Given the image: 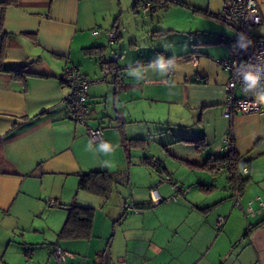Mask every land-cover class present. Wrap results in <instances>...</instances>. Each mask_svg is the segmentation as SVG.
Wrapping results in <instances>:
<instances>
[{"label": "crops", "instance_id": "obj_1", "mask_svg": "<svg viewBox=\"0 0 264 264\" xmlns=\"http://www.w3.org/2000/svg\"><path fill=\"white\" fill-rule=\"evenodd\" d=\"M171 1L169 8L180 6L198 22L190 25V31L194 30L197 37L203 34L197 42L191 39L183 46L181 58L196 57L192 67L205 65L218 54L222 44L227 55L235 31L232 34L217 18L222 0ZM256 1L262 21L255 31L264 36V0ZM122 8L128 15L139 12L135 0L124 4L120 0H19L16 6H0L4 63L7 68L22 67L25 71L17 77L0 70V264H264V211L258 210L259 201H264V114H237L232 120L223 115L228 75L222 68V77L212 76L201 67L200 73L181 77L171 65L164 70L158 67L162 55L151 59L122 58L129 68L121 76L118 60L122 52L114 53L115 66L111 68L106 51L121 38L117 14ZM95 29L98 33L92 34ZM109 29L116 30L113 43L107 40ZM160 53L166 55L163 50ZM200 54L205 59H199ZM174 58L168 56L164 60ZM155 59L159 61L142 63ZM66 66H76L89 78L99 80L88 89L90 113L86 123L102 128L108 152H103L101 145L88 136L85 126L67 117L68 87L59 79ZM105 69L110 70L106 82L102 81ZM130 72L137 75H129ZM139 88L141 97L136 95ZM165 91L171 96L164 99ZM135 100L145 106L135 105ZM152 101L167 103V119L175 114L183 121L180 114H187L185 119L190 123L178 124L180 132L166 139L160 116L157 121L144 118L152 109ZM146 102L149 106L145 113ZM134 117L146 122L148 135L158 134L157 141H153L162 150L168 151L167 143H174L193 144L197 152L201 151L192 159L171 156L198 173L193 177L186 171L179 176L181 182L195 178L197 187L175 184L177 187L173 188L176 180L170 178L171 182H160L159 171L168 177L175 174L168 170L166 160L145 155L144 163L150 165L152 157L158 161V171L153 169L158 180L150 182L153 179L149 177L144 183L131 185L127 205H150L152 209L140 207L130 219L124 218L131 228L120 229V237L117 231L114 236L102 235L104 223L101 233L95 235L93 223L89 239L59 238L57 233L67 217V208L59 204L89 206L91 201L102 200L78 190L80 174L103 170L115 182L127 178L130 183L133 149H143L146 143L145 138L127 135V131L133 132L129 127ZM151 126L158 128L152 131ZM227 133L233 136L240 160L249 165V181L241 192L242 208L233 204L235 189L228 182L225 167H200L207 161L215 165L217 157L227 154L223 143ZM123 135L143 140L140 147H130L129 158ZM205 147L209 151L203 155ZM218 173H225L224 184H218ZM157 184L163 198L176 192L177 199L181 196L180 202L148 204L150 189ZM201 184L210 189L202 190ZM243 209L255 213L245 216ZM110 212L106 217L116 216ZM218 217L225 219L220 227L216 224ZM54 244L68 253L59 263L53 254ZM27 247L33 250L28 259L24 255Z\"/></svg>", "mask_w": 264, "mask_h": 264}, {"label": "rangeland", "instance_id": "obj_2", "mask_svg": "<svg viewBox=\"0 0 264 264\" xmlns=\"http://www.w3.org/2000/svg\"><path fill=\"white\" fill-rule=\"evenodd\" d=\"M122 4L124 2L126 3L127 0H120ZM191 15L186 12V10L180 6H171L168 9H161L157 8L156 11L154 12V15L150 14H145L141 10L139 12L135 13V15H131L127 12L124 11V8L121 9V11L118 12L117 17L119 18L118 24L120 22V33H121V38L118 43H115L111 47H107L106 51V58L111 59L114 55V53L122 52L121 58L118 60L119 63V73L121 76H123L124 73H126V70H128L129 67H127V64L123 63L126 60H137L138 58H155V56H160L162 57H168V56H173L175 57L174 60H171V66L173 67L174 71L177 72L181 77L186 74V76L191 73V75L194 76V72L197 71L200 73L199 67L201 69H206L212 76H224V72L221 69L219 65L215 63V60L221 59L223 56L226 55L227 49L225 48V44H222V46L218 50V54L210 58V61L208 63H200L199 67H192L193 60H186L185 58H181V53L183 52V46L188 42L191 41V39L194 42H197L198 38H201L203 35L202 33H199L198 37L196 36L194 30L190 31V25L193 27L195 24L198 22L193 20V17H190ZM226 28L229 29V31L233 34V29H230L226 24L222 23L220 24ZM162 29L165 31H162L160 33L158 30ZM160 50H163L166 55H163L160 53ZM161 57V56H160ZM126 59L122 60L121 59ZM205 59V56L200 54L199 59ZM202 61V60H201ZM102 76H104L102 74ZM106 82V81H105ZM136 95L138 97H141V89L139 88V92L136 90ZM170 95V92L165 91V94H162V98H168ZM136 101V100H135ZM139 101H143V99H140ZM137 102L135 105H141L145 106L143 102ZM147 101V100H146ZM156 101H152V109L150 113H146L149 104H146V109L145 113L147 117L150 118L149 120H159V116L161 117V121L159 122L160 124L164 123L165 125V131L163 134L165 135V138H171V136L175 133L178 134L180 132L178 130L179 126L178 124H189V120H186L185 117H188L189 115H184L180 114V118H183V121L179 120V116L172 114L169 115V118L167 119L168 115L165 114V105L167 106V103L162 102L160 104L159 102L155 104ZM164 108V109H161ZM162 114V115H161ZM131 118V117H130ZM130 118H127L130 120ZM133 122H131V126L129 127L132 128L133 132L130 133V131H127V135L130 137H140V138H145L146 143H145V148L143 149H133L132 152V159H131V164H129V167L132 170V176L131 180L129 183V179L127 181V178H121L117 179L115 185L113 186V190L111 191L109 197L104 200L102 198L100 203H97L96 201H91L90 207L94 208L93 210L95 211L94 214V219L93 223H95V231L94 234L98 235V233H101V226L104 223V228L102 231V235L106 236H111L115 234V231H117V236L122 235L121 232L123 231H128L131 227L128 228V221L125 220L124 218L130 219L135 213L133 211H129L128 209H125V207L128 204V201L130 200V195H129V189L131 185H137L140 183H144L147 181L149 177H152L153 180L150 182H153L155 178L158 180V173L152 169V167L147 164L142 162L143 156H148V155H155L154 157L156 159H161L166 160L164 161L165 164H167L168 170L170 173H174L175 175L172 177L171 175L169 178L175 182L176 180V185H184L187 187H193L196 188L197 184L195 182V178L188 177L186 180L182 179L179 180V176H181L183 173L187 171V173L190 176H196L198 173L196 171L191 170L186 166L184 162H179L175 158H171V156H184L182 158H187L189 157L190 159L192 158H197L194 157L198 155L199 152L195 150V146L193 144H169L167 143V146L169 147L168 151L167 150H162L163 148L160 147L156 142L157 141V136L158 134H152L148 135L147 133V125L146 122L142 119H139L138 117L133 118ZM165 120V122H164ZM168 120V121H167ZM130 123V121H129ZM154 125V124H153ZM107 129L109 128L108 125H106ZM152 131L155 130V128H158V126H151ZM155 127V128H154ZM168 127L171 128V130L168 129ZM160 128V127H159ZM182 128V127H181ZM187 127L184 126L183 129H186ZM211 134L214 135L212 132ZM168 142V141H167ZM137 147H140L136 145ZM207 149L203 155L209 151ZM203 149L202 151H204ZM222 153V150L220 151ZM141 157V160L137 159V157ZM195 160V159H193ZM198 160V159H196ZM168 162V163H166ZM141 163V164H140ZM125 165L127 163L125 162ZM189 171V172H188ZM193 176V177H194ZM202 176V175H201ZM218 180V184H221V182L225 181V173H218L216 174ZM178 178V179H177ZM128 182V183H127ZM153 184V183H152ZM224 184V182L222 183ZM117 189V190H116ZM163 187L160 188V192H163ZM174 195H177L176 192L173 193ZM181 196H179L180 198ZM179 198L176 200H171L167 201L168 203H176L177 201L180 202ZM127 201V203H125ZM167 202H162L167 204ZM137 207H143V210H150L152 209L150 205L147 206H141V205H136ZM233 207V206H232ZM145 208V209H144ZM238 208V207H237ZM111 211L112 214H116L115 217L109 218L106 217L107 212ZM110 212V213H111ZM125 221V222H124ZM124 222V223H123ZM121 227V228H120ZM112 236V237H113ZM112 237L109 238V242H111ZM120 237V236H119ZM118 237V238H119ZM96 241H98V238H96ZM111 245V244H110ZM109 245V249H110ZM120 247L118 246L117 249ZM134 248L132 246L130 249ZM123 249V248H122Z\"/></svg>", "mask_w": 264, "mask_h": 264}, {"label": "built area", "instance_id": "obj_3", "mask_svg": "<svg viewBox=\"0 0 264 264\" xmlns=\"http://www.w3.org/2000/svg\"><path fill=\"white\" fill-rule=\"evenodd\" d=\"M140 9L149 13V0H140ZM217 18L227 24L235 31L234 39L228 49L227 55L217 60L218 65L227 73L228 80L225 85V101L223 104V115L229 119H233L237 114H264V105L255 103L258 95L264 93V36H260L255 31V27L261 23L262 17L259 11L256 0H222V6L217 14ZM98 33L94 30L92 34ZM108 43H113L116 40V30L109 29L106 31ZM239 39L238 46L237 37ZM196 63V57L192 58ZM110 70L105 69L103 80H106ZM246 72H256L261 76L260 86L254 89H247L243 80V75ZM197 76V75H196ZM59 79L68 87V92L65 96L67 104V117L86 127V133L100 145L105 144L103 139V130L101 127H90L86 123V117L90 112V104L88 100V89L90 85L96 81L89 78L81 72L76 66H66L59 75ZM224 148L226 152H230L234 148L233 136L227 133L223 138ZM150 166L152 169H159L158 161L151 158ZM249 171V165L246 164L241 169V177H245ZM160 182H171L169 177L162 171H159ZM173 188L177 186L172 185ZM150 201L148 204H157L176 199V195L162 197L158 191V184L150 189ZM233 204L239 208L241 206V192L236 188L232 193ZM51 205L54 201L49 202ZM127 209L137 212L138 209L133 205H127ZM259 211H264V201H259ZM246 215L255 213L251 209L246 211ZM223 217H218L216 224L220 227L224 223ZM33 253L32 248L27 247L24 250V255L28 259ZM53 254L57 263L61 262L68 253L59 245L53 246Z\"/></svg>", "mask_w": 264, "mask_h": 264}, {"label": "trees", "instance_id": "obj_4", "mask_svg": "<svg viewBox=\"0 0 264 264\" xmlns=\"http://www.w3.org/2000/svg\"><path fill=\"white\" fill-rule=\"evenodd\" d=\"M149 2H150L149 12H153L156 11L157 8L168 9L173 1L149 0ZM18 3L19 0H1L0 6L4 9L7 6H16ZM135 7H137L140 10V0H135ZM3 47H4L3 45L0 46V70L9 71L10 73H12V75H15L17 77L25 74V71L22 67L17 69L6 67L4 63ZM183 57L187 58V55H184ZM158 61L159 60L155 59V60L144 61L142 63L151 64V63H156ZM167 61H169V59L165 60V62ZM108 65L112 68L115 66V62L110 61L108 62ZM123 141L125 144V150L127 151L126 153L127 158L130 157V152H129L130 147L134 145L140 146L141 142H143L142 139H127L124 135H123ZM215 160L217 161L215 165H209L207 161L200 167H208L211 170L218 166H221L222 168L225 167L228 173V182L230 183L233 190L238 188L240 192H242L244 187L249 181V177L247 174L245 177H241L240 175L242 167L246 165L247 162L240 160L234 148L224 156L217 157ZM115 183L116 182L113 179L112 175L107 171H103V170L89 171L87 173H82L79 175L77 188L79 191L87 192L91 195L98 196L106 200L109 197ZM200 188L204 191H207L210 189V186L201 184ZM59 206H65L67 208V217L57 233L58 237L65 239H83V238L89 239L92 236L93 219L95 214V211L93 210L94 208H91L90 206L79 205L75 202L68 204L65 203L59 204ZM136 208L140 209L139 207ZM259 224L260 223H258L257 225ZM257 225H254L253 227Z\"/></svg>", "mask_w": 264, "mask_h": 264}, {"label": "clouds", "instance_id": "obj_5", "mask_svg": "<svg viewBox=\"0 0 264 264\" xmlns=\"http://www.w3.org/2000/svg\"><path fill=\"white\" fill-rule=\"evenodd\" d=\"M242 35H239L237 37V44L236 46H238V42H239V39ZM172 61L169 60L167 62H165L164 58L161 56L160 57V62L158 64V67L161 69V70H164V69H167L169 67V65H171ZM129 75H137L136 72H130ZM243 80L245 82V86L247 89L251 90V89H254L258 86H260V80H261V76L256 73V72H246L244 73L243 75ZM255 103L257 104H261V105H264V93L258 95L255 99ZM101 150L103 152H108L109 150V145L107 143L101 145ZM245 174H246V169L244 170Z\"/></svg>", "mask_w": 264, "mask_h": 264}, {"label": "water", "instance_id": "obj_6", "mask_svg": "<svg viewBox=\"0 0 264 264\" xmlns=\"http://www.w3.org/2000/svg\"><path fill=\"white\" fill-rule=\"evenodd\" d=\"M115 60H116V59H114L113 57L111 58V61H112V62H115Z\"/></svg>", "mask_w": 264, "mask_h": 264}]
</instances>
